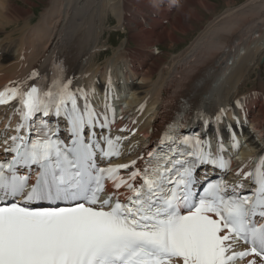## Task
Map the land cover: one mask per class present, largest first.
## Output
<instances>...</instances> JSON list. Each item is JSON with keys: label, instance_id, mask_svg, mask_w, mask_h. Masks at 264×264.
<instances>
[{"label": "snow or ice", "instance_id": "snow-or-ice-1", "mask_svg": "<svg viewBox=\"0 0 264 264\" xmlns=\"http://www.w3.org/2000/svg\"><path fill=\"white\" fill-rule=\"evenodd\" d=\"M39 76L0 90L20 116L0 135V264H264V172L243 195L198 178L230 161L174 125L140 166H101L121 155L107 111L66 77L28 83Z\"/></svg>", "mask_w": 264, "mask_h": 264}, {"label": "bare ground", "instance_id": "bare-ground-1", "mask_svg": "<svg viewBox=\"0 0 264 264\" xmlns=\"http://www.w3.org/2000/svg\"><path fill=\"white\" fill-rule=\"evenodd\" d=\"M17 1L0 0V88L28 77L33 70L40 76L32 81L44 85L54 74L72 76L81 85L85 73L89 74L84 80L87 84L90 79L105 80L109 68L115 71L125 66L130 72L127 102L132 117L140 123L139 133L131 139L141 142V149L157 136L179 99L190 103L195 114H213L240 94L243 81L256 67L261 71L259 63L264 62V0L238 8L239 13L226 10L225 17L212 18L208 28L202 27L166 61L156 44L159 39L179 40L168 23L185 0H51L35 23L30 22L31 9H23ZM195 1L200 6L207 4L206 0ZM109 16L116 27L129 30V35L99 64L98 49L104 46L99 45L102 24ZM193 17L189 12L176 30L187 27ZM12 24L17 27L7 30ZM260 81L251 88L259 93L253 96L256 108L241 128L254 153L264 148V79Z\"/></svg>", "mask_w": 264, "mask_h": 264}, {"label": "rangeland", "instance_id": "rangeland-1", "mask_svg": "<svg viewBox=\"0 0 264 264\" xmlns=\"http://www.w3.org/2000/svg\"><path fill=\"white\" fill-rule=\"evenodd\" d=\"M13 1H16V0H13ZM20 1H21V3H20ZM20 1H17V3H19L23 9L28 10V11H30V9H31V15H30V17H31L30 22L31 23L37 22L41 16V12L44 11L45 9H47L51 3V0H28V1L27 0H20ZM206 1H207L206 5L200 6L197 4V2L195 0H185L184 4H180L179 6H177L175 8V10L173 11L174 18L172 19L171 23H168V26L171 28L173 26V32L172 33H173V35L178 36L179 40L167 41L164 39H162V40L159 39L157 41V44H156L158 50L163 55V59H165V61L170 59L175 52L181 51L182 48L190 40H193L197 36L198 32L201 31L202 27H204V29L208 28L207 27L208 21H210L212 18L225 17L227 14L226 12H231L232 10H234L235 13H239L236 10H239L244 5H249V7H250L252 5L257 4L254 0H249V1L248 0H206ZM258 1H260V0H258ZM189 12H191L195 16V17H193L194 19H192V22L187 27H183V28H180V30H176L180 27V22H182L183 19L185 20L184 17ZM234 12H233V14H235ZM224 13H225V15H223ZM233 14H231V15H233ZM175 15L178 17H176ZM25 18L28 19L29 17L25 16ZM107 21L108 22L104 21L102 24L103 33L99 39V45L103 44L105 46V48H107V50L104 51V49H105L104 47L100 51L98 50V52H100V54L97 55L98 56L97 60H98L99 64L102 63L109 55H112L115 48L117 46H119L120 44H122L123 42H125L128 35H129V30L123 31V30H121L122 28L120 29V28L115 26L116 21L112 16H109V19ZM214 21H216V20H213L210 23L209 27L214 23ZM22 22H23V20L21 22H19V24H22ZM34 25H36V24H34ZM174 26H176V27H174ZM16 27L17 26H15V24H12L7 30H12V29H15ZM171 28H169L167 30H170ZM15 32H16V30H15ZM15 36H17V35H15ZM151 49H152L153 53L157 52V50L155 49L154 46L151 47ZM159 58L161 60H163L162 57H159ZM163 62H164V60H163ZM259 64L262 68L261 71H259V68L256 67L255 70L250 72V74L246 80L247 82L244 80L245 82L243 81V83H242L243 87H242V85L240 87V90H239L240 93L242 91L244 92V91L250 90L253 86H259V84L261 82L260 79H264V78H262V77H264V62L261 61ZM88 76H89V74L85 73L82 76V78L80 79V83L85 84L84 80L87 79ZM248 88H250V89H248Z\"/></svg>", "mask_w": 264, "mask_h": 264}]
</instances>
